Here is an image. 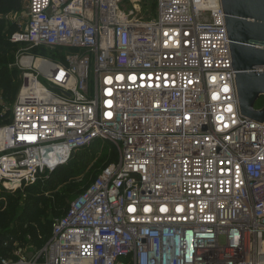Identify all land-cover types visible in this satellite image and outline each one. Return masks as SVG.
Wrapping results in <instances>:
<instances>
[{"label":"built area","instance_id":"built-area-1","mask_svg":"<svg viewBox=\"0 0 264 264\" xmlns=\"http://www.w3.org/2000/svg\"><path fill=\"white\" fill-rule=\"evenodd\" d=\"M25 2L11 42L72 51L18 61L0 182L33 186L98 139L117 157L0 264H264V121L241 113L222 1L157 0L150 20L140 0Z\"/></svg>","mask_w":264,"mask_h":264},{"label":"rangeland","instance_id":"rangeland-1","mask_svg":"<svg viewBox=\"0 0 264 264\" xmlns=\"http://www.w3.org/2000/svg\"><path fill=\"white\" fill-rule=\"evenodd\" d=\"M122 5L125 9H132L133 3L131 0H122ZM140 17L145 20L153 19L157 13V3L156 0H140ZM8 25L2 31V36L5 39L4 44L0 43V67L7 66L9 73L13 76V89L12 96H5L3 91V87L0 81V93L3 95V100L0 102L2 109L0 111V127H3L9 124L13 119V106L19 94V91L22 87L23 83V71L18 66V61L21 60L22 56H30L36 55L35 57L41 55L48 57L50 59L59 60V54L57 52L62 53L63 55L69 54L72 50L70 48L61 49H51L48 47H39L33 48L27 44H14L11 42V36L16 31L20 30L22 25L26 22V2L24 4V8L20 12H12L7 15ZM16 30V31H15ZM15 31V32H13ZM13 32V33H12ZM12 33V34H11ZM58 50V51H57ZM40 80L47 85L49 88H52L48 81L44 77H40ZM90 96L93 95L95 89V72H94V64L92 63L90 69ZM263 98H260L262 100ZM259 100V101H260ZM258 101V102H259ZM263 105V104H262ZM91 148L99 149L98 151H90L87 157L89 159V166L85 167L82 164V159L86 161L85 157H76L77 163H71L68 172L66 173V177L54 178L50 179L52 173H49L48 176H43L44 178L41 180L45 182V185L41 188V190H34L30 188H23L15 191H10L6 189L2 183L0 182V200L5 198L4 201H7V197L5 194L15 193V198L21 197V206L25 205V197H35L38 199V209L36 215H40L43 221L50 222V228L52 222L59 217L60 213H63L70 205L71 200L68 199L69 191L74 189V192L77 193L79 189L85 188L87 184H89L97 172L101 169L105 161H102V158L107 157L110 154H106L114 150V146L110 142H106L104 140L98 139L92 143ZM106 152V153H105ZM108 158V157H107ZM1 211V210H0ZM15 222H12L11 226H14ZM20 242L16 244L15 251L27 252L36 250L33 245H28L26 247L20 246ZM20 246V247H19Z\"/></svg>","mask_w":264,"mask_h":264},{"label":"trees","instance_id":"trees-1","mask_svg":"<svg viewBox=\"0 0 264 264\" xmlns=\"http://www.w3.org/2000/svg\"><path fill=\"white\" fill-rule=\"evenodd\" d=\"M25 1L26 0H0V43L1 44H4L5 42V39L1 34L2 31L8 25L7 15L12 12L22 11L24 8ZM0 81L5 96L7 97L12 96L11 94L13 89V85H12L13 76L9 73L7 66L0 67ZM263 103H264V99L257 102L256 107L260 108ZM1 109L2 106L0 105V111ZM98 150L99 149L89 147L74 153L67 164L59 166L52 173L50 179L64 177L68 172V169L72 162L80 164V162L77 161L76 159L77 156L85 157L86 155H88L90 151H98ZM106 154H110V155L107 156L108 158L105 156L102 158L101 163L106 160L105 164H103L101 169L94 176L93 180L99 175L101 170L109 162L115 160L117 157V152L115 150H112L111 152ZM85 159L86 161L82 159V164L85 167H88L90 164L89 159L87 157H85ZM92 181L90 183H92ZM90 183L87 184L85 188L79 189L77 193L74 192V189L69 191L68 199L71 200L72 202L75 198H77L81 193H83L87 189ZM44 185L45 182L40 181L37 184L26 188L34 189L37 191L38 189L41 190V188ZM4 196L7 197V201H4L5 198L0 200V210H1L0 211V257L13 256L14 250L16 248V244L18 242L21 243L20 246L22 247L33 245L36 248L41 249L51 237L52 225L50 228V222L43 221L40 215L38 216L36 215L38 209V203H37L38 199H35L36 196L28 197L26 195L24 207L21 206V197L19 196L18 198H15V193L8 192V194H5ZM69 207L63 213H60L59 217L57 218L64 216L67 213ZM12 222H15L14 226H11Z\"/></svg>","mask_w":264,"mask_h":264},{"label":"water","instance_id":"water-1","mask_svg":"<svg viewBox=\"0 0 264 264\" xmlns=\"http://www.w3.org/2000/svg\"><path fill=\"white\" fill-rule=\"evenodd\" d=\"M231 40L241 113L264 121V0H221Z\"/></svg>","mask_w":264,"mask_h":264},{"label":"bare ground","instance_id":"bare-ground-1","mask_svg":"<svg viewBox=\"0 0 264 264\" xmlns=\"http://www.w3.org/2000/svg\"><path fill=\"white\" fill-rule=\"evenodd\" d=\"M31 61H32V59H31L30 57H26V58H25V62H26V63H31ZM38 64H39V62H38Z\"/></svg>","mask_w":264,"mask_h":264}]
</instances>
